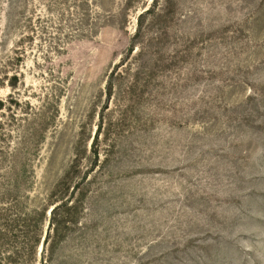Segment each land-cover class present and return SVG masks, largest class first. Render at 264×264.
Returning <instances> with one entry per match:
<instances>
[{
    "label": "rangeland",
    "instance_id": "1",
    "mask_svg": "<svg viewBox=\"0 0 264 264\" xmlns=\"http://www.w3.org/2000/svg\"><path fill=\"white\" fill-rule=\"evenodd\" d=\"M0 264H264V0H0Z\"/></svg>",
    "mask_w": 264,
    "mask_h": 264
},
{
    "label": "trees",
    "instance_id": "2",
    "mask_svg": "<svg viewBox=\"0 0 264 264\" xmlns=\"http://www.w3.org/2000/svg\"><path fill=\"white\" fill-rule=\"evenodd\" d=\"M55 210H56V208L53 209V212ZM46 214H47L46 210H44L42 213H39V218H40L39 219V222L41 224L44 222V219L46 217ZM39 242H40V237H35V239H33L32 243H31V256H33L35 254V250H36V247L39 244Z\"/></svg>",
    "mask_w": 264,
    "mask_h": 264
}]
</instances>
